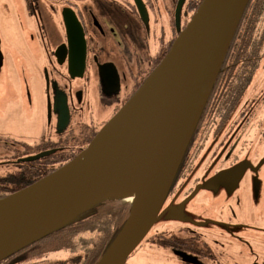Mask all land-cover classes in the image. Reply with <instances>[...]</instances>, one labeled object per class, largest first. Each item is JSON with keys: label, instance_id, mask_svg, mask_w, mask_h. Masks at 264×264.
I'll return each mask as SVG.
<instances>
[{"label": "flooded vegetation", "instance_id": "flooded-vegetation-1", "mask_svg": "<svg viewBox=\"0 0 264 264\" xmlns=\"http://www.w3.org/2000/svg\"><path fill=\"white\" fill-rule=\"evenodd\" d=\"M177 3L0 0V22L17 30V44H10L13 70L39 76L35 91L45 123L37 141L26 139L20 126V135H0V158L7 159L0 161L1 174L27 157H75L86 148L190 21L184 23L181 13L177 26ZM1 43L0 38V67ZM259 69L239 82L242 87L231 86L237 73L226 70L228 78L219 79L201 114L164 201L161 226L146 238L148 250H158L165 264H264V71ZM26 95L27 106L33 105L28 87ZM217 187L223 188L224 201L218 211ZM216 219L228 230H216ZM230 247L233 260L225 256ZM25 253L31 255L20 253L0 264L21 263Z\"/></svg>", "mask_w": 264, "mask_h": 264}, {"label": "water", "instance_id": "water-1", "mask_svg": "<svg viewBox=\"0 0 264 264\" xmlns=\"http://www.w3.org/2000/svg\"><path fill=\"white\" fill-rule=\"evenodd\" d=\"M185 1L177 3V26ZM249 1L202 0L162 61L86 148L0 199V260L110 197L130 200L120 193L122 181L145 169L144 194L130 200L128 220L97 262L126 264L162 221L164 201Z\"/></svg>", "mask_w": 264, "mask_h": 264}, {"label": "trees", "instance_id": "trees-1", "mask_svg": "<svg viewBox=\"0 0 264 264\" xmlns=\"http://www.w3.org/2000/svg\"><path fill=\"white\" fill-rule=\"evenodd\" d=\"M201 2L202 0H196L191 6L192 10H196ZM228 62L231 64L229 68H227ZM263 63L264 0H250L203 110L205 111L208 107L210 96L218 86L219 79L228 78L224 75L226 70L237 73L232 75L231 81H235L231 86L242 87L239 82L249 81ZM72 158L74 157H60L57 154L39 157L21 163L14 170L0 174V199L31 185ZM131 211L132 201L119 196L110 197L7 257L24 252L39 256L55 250H66L69 256L65 259L41 258L15 264H97L125 225ZM3 260H0V263Z\"/></svg>", "mask_w": 264, "mask_h": 264}, {"label": "rangeland", "instance_id": "rangeland-1", "mask_svg": "<svg viewBox=\"0 0 264 264\" xmlns=\"http://www.w3.org/2000/svg\"><path fill=\"white\" fill-rule=\"evenodd\" d=\"M195 0H187L184 3L182 8V18L183 22L186 23L190 20L192 15L195 13V9L192 10L191 6H193ZM16 34L17 30L14 28V24L2 21L0 22V38H1V46L5 50V59L3 66L0 67V135H14L20 133V127L23 129L24 137L30 141H37L41 138L43 134L45 123H44V115L43 111L44 108L41 107V97H40V109L38 110V97L35 91V83L34 81L40 83L41 80L38 76L35 77L34 75H21L16 74L13 70L15 69V61L12 59L14 53L11 55L13 48L11 47L12 42L16 45ZM11 44V45H10ZM13 46V45H12ZM263 67V66H262ZM260 68L259 71H264V67ZM26 78L28 80L26 81ZM40 86V84H36V87ZM27 87L29 88L30 93L33 96V105L27 106L25 97ZM258 87V86H252ZM251 87V88H252ZM42 89V87H41ZM25 94V95H24ZM36 96V98H35ZM23 97L21 100L20 98ZM35 98V99H34ZM264 106V105H263ZM43 109V110H42ZM264 110V108H263ZM36 117H35V116ZM39 115V116H38ZM20 126V127H19ZM1 157V156H0ZM7 160L6 158H0V161L4 162ZM5 165L0 164V174L4 172ZM233 168L230 169L228 172H232ZM264 183V182H263ZM216 203L215 207L216 210L220 208V205L224 202L223 196H220V189L223 188H216ZM191 205V204H190ZM216 223V230H228V226L226 223L218 221ZM160 223H158L152 230L160 228ZM146 240L137 248V250L128 258L126 264H165L163 263L158 250L155 253L148 250V244H146ZM218 248V246H216ZM156 248V247H155ZM160 250V249H159ZM161 251V250H160ZM218 254V249L215 251ZM263 254H264V247H263ZM69 252L66 250H55L48 252L46 254H42L39 256H32L25 253L22 257L23 262H30L36 261L41 258H48V259H65L68 258ZM225 256L230 260L234 258L233 255V248H227L225 252ZM236 257V256H235Z\"/></svg>", "mask_w": 264, "mask_h": 264}, {"label": "bare ground", "instance_id": "bare-ground-1", "mask_svg": "<svg viewBox=\"0 0 264 264\" xmlns=\"http://www.w3.org/2000/svg\"><path fill=\"white\" fill-rule=\"evenodd\" d=\"M123 180L120 193L126 195L130 200H139L146 189L147 175L145 169L132 171Z\"/></svg>", "mask_w": 264, "mask_h": 264}]
</instances>
